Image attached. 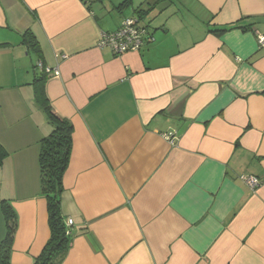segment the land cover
Listing matches in <instances>:
<instances>
[{"label": "crops", "instance_id": "obj_1", "mask_svg": "<svg viewBox=\"0 0 264 264\" xmlns=\"http://www.w3.org/2000/svg\"><path fill=\"white\" fill-rule=\"evenodd\" d=\"M124 1L0 0L11 264H34L50 238L39 152L51 127L31 85L38 61L59 71L47 74L45 94L72 126L60 214L73 225L61 264H264V0L118 9ZM142 4L150 42L117 56L98 47ZM221 27L231 30L208 32ZM27 32L39 57L22 43ZM5 232L0 208V241Z\"/></svg>", "mask_w": 264, "mask_h": 264}, {"label": "trees", "instance_id": "obj_2", "mask_svg": "<svg viewBox=\"0 0 264 264\" xmlns=\"http://www.w3.org/2000/svg\"><path fill=\"white\" fill-rule=\"evenodd\" d=\"M173 1L174 0H158L157 3L170 4ZM129 3V0H125L119 5L118 9L125 8ZM142 7L143 4L134 10V17L127 18L135 20L137 26L145 29L146 39L140 49L152 40V36L147 34V27L141 23L149 13ZM229 29L230 27L212 28L208 30V32L214 36L220 37L229 31ZM22 43L26 44L29 49H32L38 57L40 56L38 45L30 32L23 35ZM34 74L31 84L34 93V101L44 111L48 124L51 127V132L40 141L39 152L41 194L46 199L47 203L50 238L44 246L40 256L35 259L34 264H61L70 242V235L68 236L65 233L64 220L60 214V199L63 192L62 180L68 166L71 152L72 126L68 120L58 116L48 102L45 94L47 74L43 72ZM4 156L5 152L0 146V163ZM0 208L6 225V232L0 241V264H11L10 254L15 236L16 215L7 201H1Z\"/></svg>", "mask_w": 264, "mask_h": 264}, {"label": "built area", "instance_id": "obj_3", "mask_svg": "<svg viewBox=\"0 0 264 264\" xmlns=\"http://www.w3.org/2000/svg\"><path fill=\"white\" fill-rule=\"evenodd\" d=\"M146 39L145 29L137 26L135 20L126 19L122 22L120 28L111 33H102L98 41V47L107 48L112 51L114 55H121L127 52H136L141 48L144 40ZM258 43L264 45V36L258 37ZM40 72L45 74L58 76L59 71L57 69L48 68L38 61L36 64ZM164 138L173 145L174 136L172 134H166ZM239 180L242 181L249 189H256L260 182L258 179L252 176L241 175ZM73 221L67 219L65 221V233L70 235V227H72Z\"/></svg>", "mask_w": 264, "mask_h": 264}, {"label": "rangeland", "instance_id": "obj_4", "mask_svg": "<svg viewBox=\"0 0 264 264\" xmlns=\"http://www.w3.org/2000/svg\"><path fill=\"white\" fill-rule=\"evenodd\" d=\"M125 11H126V10H125ZM127 13H128V15L130 14V12H129V11H128ZM141 23H143V24H144V21L142 20V22H141Z\"/></svg>", "mask_w": 264, "mask_h": 264}]
</instances>
